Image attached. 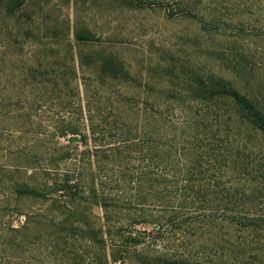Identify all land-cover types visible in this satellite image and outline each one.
Returning a JSON list of instances; mask_svg holds the SVG:
<instances>
[{
    "label": "rangeland",
    "instance_id": "1",
    "mask_svg": "<svg viewBox=\"0 0 264 264\" xmlns=\"http://www.w3.org/2000/svg\"><path fill=\"white\" fill-rule=\"evenodd\" d=\"M10 1L0 0V264H230L264 250L261 131L232 118L227 137L212 120L196 160L162 167L176 146L164 90L185 88L180 73L222 82L264 114V0H25L8 13ZM193 164L207 222L180 230L168 207Z\"/></svg>",
    "mask_w": 264,
    "mask_h": 264
},
{
    "label": "trees",
    "instance_id": "2",
    "mask_svg": "<svg viewBox=\"0 0 264 264\" xmlns=\"http://www.w3.org/2000/svg\"><path fill=\"white\" fill-rule=\"evenodd\" d=\"M24 4L25 0H11L8 3V13L15 12V10H18ZM76 37L78 41L83 42L90 41L92 38L88 31L86 33L77 32ZM178 80L185 85V88L177 93L164 90V99L169 105L166 106L163 120L166 125L170 126V132L172 133L173 141L176 146L168 145V143L166 144L167 149L165 158L162 162L163 170H168L167 168L170 166L173 157L174 159L182 160L184 164L189 163L190 158L191 161L198 158L196 155L197 150L209 146V144L205 145V142L209 138L211 132L212 120L217 123L219 128L217 133L224 132L227 137H229L230 134L235 135L234 130L236 127H230L231 123L233 124V122H230L232 118L238 119L236 123H234L237 124L236 126L240 124L248 127L252 131H261L264 134V114L258 109L254 102L243 97L235 89L226 87L222 82L212 84V80L194 71L190 74L184 72L180 73V75H178ZM169 82H172V79H169ZM226 100L233 102L235 106L234 111L230 109L229 113L227 110L223 109V107H227V104H225ZM175 113L179 115L181 119L172 122ZM224 117L228 120L223 121L222 118ZM226 150L228 149L226 148ZM186 153L188 157L183 158ZM235 153L234 155L237 156L239 153L238 150L235 151ZM194 167L195 165L193 164V166L187 170H182L184 177L181 182L183 183L181 186H178L175 191V194L179 197L177 201L179 202L178 206L168 207L170 210L172 209L171 213L174 214V218L179 221L180 230L188 223L190 227L197 228L196 230L198 231L203 229L207 222V198L205 194L201 195V188H197L196 184L192 183L195 176ZM163 181L167 182V179L164 178ZM220 208L223 207L221 206ZM223 211H228L227 207L223 208ZM197 214L201 215L197 217ZM218 219L221 221L223 220L220 215ZM244 219L252 221V223L246 225V228H252L253 230L258 228V225L253 223L254 219ZM256 250L257 249H252L251 252ZM258 252V255L251 254L247 258H236L232 260L230 264H264V250H258ZM241 254H245V252L241 251ZM198 257L197 264H205L206 257Z\"/></svg>",
    "mask_w": 264,
    "mask_h": 264
}]
</instances>
